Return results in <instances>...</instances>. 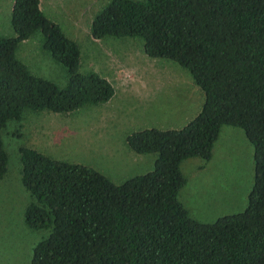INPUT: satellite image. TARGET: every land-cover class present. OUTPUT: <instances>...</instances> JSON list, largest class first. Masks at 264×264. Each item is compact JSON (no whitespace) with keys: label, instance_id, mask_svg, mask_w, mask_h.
Instances as JSON below:
<instances>
[{"label":"trees","instance_id":"obj_1","mask_svg":"<svg viewBox=\"0 0 264 264\" xmlns=\"http://www.w3.org/2000/svg\"><path fill=\"white\" fill-rule=\"evenodd\" d=\"M9 24L14 36L0 37V130L26 110L67 114L112 98L108 80L78 72V46L43 15L39 0H13ZM35 32L65 69L61 88L15 57ZM89 33L142 39L148 58L189 73L203 101L178 130L128 134L133 153L156 157L151 171L118 185L90 167L19 147L20 183L32 200L24 224L49 230L30 264H264V0H111ZM222 126L241 129L251 144L253 181L242 212L199 223L177 200L186 183L179 165L209 161ZM6 164L0 139V179Z\"/></svg>","mask_w":264,"mask_h":264},{"label":"rangeland","instance_id":"obj_2","mask_svg":"<svg viewBox=\"0 0 264 264\" xmlns=\"http://www.w3.org/2000/svg\"><path fill=\"white\" fill-rule=\"evenodd\" d=\"M110 1L40 0L41 9L78 46V72L105 78L114 94L106 104L67 114L26 110L19 121H8L0 130L7 155L6 172L0 179V264H30L35 244L49 233L24 224L23 212L32 200L20 183L19 147L90 167L118 185L151 171L156 157L150 154L146 162L144 156L133 153L125 143L128 134L147 128L178 130L200 110L203 96L189 73L172 61L148 58L142 39L91 38L92 18ZM9 3L0 0L5 16ZM8 25L1 24L0 29L8 31ZM41 44V34L35 32L17 45L15 57L31 75L61 88L67 79L65 69ZM211 152L207 162L189 158L179 165L186 183L177 200L190 218L204 224L242 212L253 181L252 146L241 129L222 126Z\"/></svg>","mask_w":264,"mask_h":264},{"label":"crops","instance_id":"obj_3","mask_svg":"<svg viewBox=\"0 0 264 264\" xmlns=\"http://www.w3.org/2000/svg\"><path fill=\"white\" fill-rule=\"evenodd\" d=\"M12 2H13V0H11V4L9 3V9H7V12H6V16H5V13L3 12V11H1L0 10V25L1 24H5V26H6V23L7 22H9V18H10V16L9 17H7V13L9 12L10 13V11H11V6H12ZM41 4H40V0H39V8H40V10H41V12L43 13V15L47 18V19H49L50 21H52L53 22V20L51 19V18H49L48 17V15H46V13L41 9V6H40ZM6 22V23H5ZM9 26V28H10V24L8 25ZM1 27V26H0ZM11 32V33H10ZM7 33V34H6ZM14 35H13V33H12V30H11V28H10V30H8L7 31V29L5 30V27H4V32L0 29V37H4V38H10V37H13ZM29 39V38H28ZM27 39V40H28ZM26 41V40H25ZM22 42H24V41H22ZM21 43V42H20ZM22 63V62H21ZM106 103H108V101L106 102ZM106 103H104V104H106ZM158 128V127H157ZM160 130H165V129H161L160 128ZM166 130H175V129H172L171 127L170 128H167ZM136 155H138V154H136ZM150 154H145V155H140L139 154V156H144L143 157V160H145L146 162L148 161V160H150V159H148L147 158V156H149ZM153 160L154 159H152V162H153ZM140 175V174H139ZM187 211V210H186Z\"/></svg>","mask_w":264,"mask_h":264}]
</instances>
